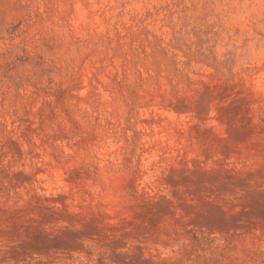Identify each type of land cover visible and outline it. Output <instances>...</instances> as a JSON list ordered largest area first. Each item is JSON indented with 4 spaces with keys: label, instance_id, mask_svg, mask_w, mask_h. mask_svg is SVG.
I'll use <instances>...</instances> for the list:
<instances>
[{
    "label": "rangeland",
    "instance_id": "rangeland-1",
    "mask_svg": "<svg viewBox=\"0 0 264 264\" xmlns=\"http://www.w3.org/2000/svg\"><path fill=\"white\" fill-rule=\"evenodd\" d=\"M0 264H264V0H0Z\"/></svg>",
    "mask_w": 264,
    "mask_h": 264
}]
</instances>
